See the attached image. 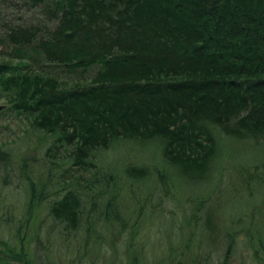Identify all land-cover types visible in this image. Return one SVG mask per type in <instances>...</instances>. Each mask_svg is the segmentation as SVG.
I'll use <instances>...</instances> for the list:
<instances>
[{"label":"trees","instance_id":"trees-1","mask_svg":"<svg viewBox=\"0 0 264 264\" xmlns=\"http://www.w3.org/2000/svg\"><path fill=\"white\" fill-rule=\"evenodd\" d=\"M45 1L23 0L29 7ZM56 9L51 30L9 27L4 38L32 44L48 63L98 65L90 83L60 88L54 78L0 64L6 101L50 139L46 154L66 146L71 167L99 174L100 151L122 141L156 142L170 171L191 176L207 171L217 135L264 139V0H60ZM9 156L0 149V162ZM147 172L126 168L132 182L148 179ZM29 191L33 197L35 187ZM81 205L78 191L68 190L49 215L75 229ZM109 206L104 221L122 222ZM203 241L188 264H211ZM230 248L217 264H231Z\"/></svg>","mask_w":264,"mask_h":264},{"label":"rangeland","instance_id":"rangeland-1","mask_svg":"<svg viewBox=\"0 0 264 264\" xmlns=\"http://www.w3.org/2000/svg\"><path fill=\"white\" fill-rule=\"evenodd\" d=\"M59 2L29 7L23 0H0V64L54 78L60 88L86 85L98 65L48 63L32 44L14 46L4 38L9 27L51 30ZM0 104L7 105L0 112V149L10 153L0 162V264H188L200 239L212 251L211 264L219 263L228 246L231 264H264V139L217 135L207 171L191 176L170 171L156 142L122 141L97 154L96 174L71 167L66 146L46 154L50 139L31 130L32 117L17 112L1 88ZM138 165L149 178L132 182L126 168ZM96 177L100 182H93ZM68 190L82 200L75 229L49 215L53 201ZM109 204L122 222L104 221Z\"/></svg>","mask_w":264,"mask_h":264},{"label":"water","instance_id":"water-1","mask_svg":"<svg viewBox=\"0 0 264 264\" xmlns=\"http://www.w3.org/2000/svg\"><path fill=\"white\" fill-rule=\"evenodd\" d=\"M6 108V105L0 104V112H2Z\"/></svg>","mask_w":264,"mask_h":264}]
</instances>
